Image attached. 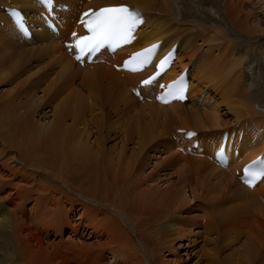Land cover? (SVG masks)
Returning a JSON list of instances; mask_svg holds the SVG:
<instances>
[{
	"label": "bare ground",
	"instance_id": "6f19581e",
	"mask_svg": "<svg viewBox=\"0 0 264 264\" xmlns=\"http://www.w3.org/2000/svg\"><path fill=\"white\" fill-rule=\"evenodd\" d=\"M56 2L69 5L70 11L53 34L40 28L42 8L35 0H0V24H5L0 27V194L8 190L0 196V264H174L165 261L164 253L171 254L174 242L183 241L193 250L199 243L213 246V252L203 246L192 250L196 264H264V178L252 190L235 178L243 164L264 157V135L257 134L264 132L259 120L264 113L253 106L264 109V78L253 75L252 57L245 64L248 84L239 86L236 75L241 79L239 68L249 56L235 58L239 38L249 50L254 35L261 33L249 25L243 4ZM118 5L142 12L136 40L128 49L78 67L65 51L71 34L80 32L75 20L89 7ZM1 6L26 14L34 24L30 41L16 33ZM258 6L264 4L258 1ZM221 19L227 21L222 25ZM192 20L198 25H191ZM153 43H158L159 56L177 46V59L165 79L187 70L188 102L162 106L154 101L152 87L141 89L140 102L134 90L149 72L113 70L128 52ZM32 60L39 67L35 72L26 64ZM221 107L233 116L230 123ZM185 130L193 132L187 139L177 134ZM226 131L229 163L221 168L213 158ZM161 147L169 159L162 161L160 171L172 160H188L211 185H202L206 195L199 203L194 194L186 197L183 191L179 195L154 185L156 172L146 173L148 152ZM179 147L191 153L182 154ZM182 173L177 172L181 180ZM65 231L70 238L49 242ZM241 239L248 245L244 253L220 256Z\"/></svg>",
	"mask_w": 264,
	"mask_h": 264
},
{
	"label": "rangeland",
	"instance_id": "374dc122",
	"mask_svg": "<svg viewBox=\"0 0 264 264\" xmlns=\"http://www.w3.org/2000/svg\"><path fill=\"white\" fill-rule=\"evenodd\" d=\"M178 1L179 0H176V2H178ZM239 1L243 4V7H244L243 15L247 16L249 14V16H250V19H249V23L250 24L249 25L251 26V28H253V29L258 28L257 30L259 32H261L259 34L254 35L255 38L253 40H251V43H250L251 47H250L249 50L248 49L245 50L243 48V45L245 43L244 42L245 39L243 37L240 36L241 37V38H239V43L240 44L239 43L237 44V52L238 53L235 56V58L236 57L239 58L241 55H243L245 53H249V56L246 57V59L242 61L241 68H239V71H242L241 74H240L241 75V79L239 78L240 77L239 73L237 72V74H236L238 81H240V82H238L240 84L239 86L243 87V84H244V86H246L248 84V77H247L248 73L246 71L247 70V66L246 65L249 62L251 57L254 58L253 60H254L255 63H253V65L256 66L255 72L253 71L255 74L253 73V75H256V73L257 74H262V76L264 78V21L261 19L264 16V6H258V1H260V3H262V4H264V0H258V1L257 0H239ZM222 6H223V4H222ZM208 7L210 8V6H208ZM211 11L213 12V9ZM221 13H222V11H221ZM192 21L193 22H191V25H193L194 27L196 25H198V21L197 20H192ZM225 21H227V20L225 19ZM225 21L223 19H221L220 22L223 25V23ZM3 25H5V24H3L1 22V26L0 27H4ZM219 26L223 30L227 29V26L225 28H223V26H221V25H219ZM191 43L194 44L195 41H192ZM32 61H29L26 64L30 68L34 67L33 72H35L36 69H38L39 67H37V66L35 67V64H36V63H34L35 60H32ZM250 62L252 63V61H250ZM5 87L3 88V90H10L9 86H7L8 88L6 87V89H5ZM263 87H264V85H263ZM38 94H39L38 96L41 95V93H38ZM201 97L199 98L200 100H201ZM211 100L213 101V99H211ZM101 101L102 100L100 99L99 102H101ZM253 106H254L255 111H258V112L261 111L262 113H264V109H261L260 106L257 103H253ZM253 106H251V107H253ZM105 109H107V106H106ZM48 110H46V112ZM219 110H220V114L225 113L224 114V116H225L224 117L225 118L224 121L230 123V120L233 118V116L227 115V112L224 109V107L223 108L221 107ZM149 113H147V116H150V115H148ZM113 119H115V117H113ZM259 120H263L264 121V118L260 117ZM238 125L239 124L236 125L235 129L238 128ZM92 127H94V126H92ZM171 133H173V130H172ZM226 133H229V132L226 131ZM257 134H259V136H262V135H264V132H263L262 129H259ZM229 135H230V133H229ZM116 142L117 141H114L111 144L110 143L107 144V147H110L111 145H114ZM155 149H157V148H155ZM155 149H153L152 152L151 151L148 152V163H147L148 166L146 167V173L150 172L149 174H154L156 172V174H154L152 176V177H156L154 179V185H156L158 187L160 186V189L170 188L171 191H174L176 193L178 191L179 195H181V192L183 191V192H185V196L186 197L188 195H189V197H192V195L194 194L196 196V198H197L196 201L199 203L200 202V198H203V196L206 195L205 192L202 193V189H201L202 185L203 184L207 185L206 186L207 188L211 187V185L209 183H207V181L204 180V177H202L203 175L201 173H199L198 169L195 166L190 165L191 163L187 164L188 160H186V161L182 160V162L184 164H182L180 161H178L177 164H176V162L174 160H172V162H171L172 164H170V166L168 165L169 166L168 169H163V170L160 171L159 170L160 164L162 163L163 160L169 159V154H163L164 151H163L162 147L158 148V151H155ZM179 150L181 151L182 154L185 153V152L191 153L189 150H184L183 147H181V148L179 147ZM152 156H154V157H152ZM173 163H175L176 165H174ZM178 163H181V165H184L183 168L181 167V165H178ZM157 170H159V171L157 172ZM180 171H183V173H182V176H184L183 180H181V178H179V175L177 174V172H180ZM236 177L237 176H235V178ZM154 185H152V186H154ZM184 187H185V189H183ZM7 191L8 190H6L5 192L7 193ZM6 193L5 194H0V196L4 197L6 195ZM199 206L201 207L202 204H200ZM27 207H29V206H27ZM199 213L201 215V212H199ZM256 230L258 231L259 229H256ZM260 231L262 233L263 240H264V230H260ZM70 237L71 236L68 234V231H65V232H62L61 238L60 237H56V238L52 237L51 239H49V242L56 243L58 241H61L60 239L64 240V239L70 238ZM87 243H89V242H87ZM186 246H188V242L187 241H183L181 243H176V244L174 242V248H173L174 250L172 251V253L171 254L164 253L163 257H164L165 261H169V263H171L173 260H175L174 264H196V261L198 260V258L194 257L193 254L191 253L193 249H191L190 246H188V247H186ZM202 246H203V243L197 244V246L195 247L196 250L194 249L193 253H194V251L201 250ZM212 247L213 246H210V245L209 246L208 245H206V246L204 245L202 249L204 251L207 250L209 252H213V248ZM231 248L232 249L227 250V251L223 250V252L221 253L220 256L223 257L225 255H229V253H231L234 250L235 251H241V252L244 253V251L248 248V245H247V242L245 243L241 239L240 241H238L237 245H235V246H233ZM188 255H191V256H188ZM198 264H206V263L205 262L204 263L203 262L202 263L198 262ZM243 264H249V263H247V261L245 263V261H244Z\"/></svg>",
	"mask_w": 264,
	"mask_h": 264
},
{
	"label": "snow or ice",
	"instance_id": "6c2138e0",
	"mask_svg": "<svg viewBox=\"0 0 264 264\" xmlns=\"http://www.w3.org/2000/svg\"><path fill=\"white\" fill-rule=\"evenodd\" d=\"M42 2L51 4L52 0H42ZM12 16L20 31L26 32L23 18L15 11H13ZM82 16V22L88 35L77 36L76 33H72L73 43L68 45L69 48L74 47L76 49L75 59L78 61L83 60L86 56L90 57L96 54L102 48L115 49L121 44L128 43L133 38L134 31L142 23L141 14L127 6L101 8L99 11L83 13ZM156 47V45H153L149 49L136 54L133 59L143 66L149 62L145 53L150 55ZM166 62L167 58L161 61L160 67ZM154 79V76L150 77L142 81V84L149 85ZM168 88V95L176 96L179 93L180 98H183V88L176 89L175 82L173 85H169ZM158 99L167 102L165 96H160ZM245 177V182L252 186L256 180L264 178V169L254 171L252 166H246Z\"/></svg>",
	"mask_w": 264,
	"mask_h": 264
}]
</instances>
